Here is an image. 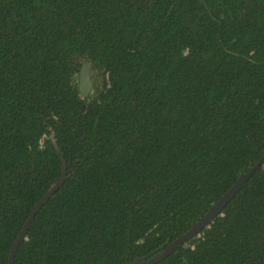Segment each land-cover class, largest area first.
I'll return each mask as SVG.
<instances>
[{
    "label": "trees",
    "instance_id": "obj_1",
    "mask_svg": "<svg viewBox=\"0 0 264 264\" xmlns=\"http://www.w3.org/2000/svg\"><path fill=\"white\" fill-rule=\"evenodd\" d=\"M88 68L83 95L78 75ZM264 264V0H0V264Z\"/></svg>",
    "mask_w": 264,
    "mask_h": 264
},
{
    "label": "water",
    "instance_id": "obj_2",
    "mask_svg": "<svg viewBox=\"0 0 264 264\" xmlns=\"http://www.w3.org/2000/svg\"><path fill=\"white\" fill-rule=\"evenodd\" d=\"M78 87L83 95H87L89 89L91 88V80L88 68L86 66L81 69L78 75ZM59 158L61 163V173L59 180L45 193L43 197H41V199L31 210L30 214L23 224V227L21 228L11 246L7 264H13L17 248L26 237L27 230L29 229L35 216L38 214L39 210L44 206V204L49 200V198L52 197L55 192H57V190L63 185L64 181L66 180V163L62 155H60ZM261 161L262 160H259L252 168L248 170L246 174L240 175L236 183L208 210V212L200 220H198L185 234L169 244L163 252L155 255L147 261L137 260L132 264H155L165 259L180 244H183L190 238L196 236L201 230L207 227V225L221 212L222 208L240 190L243 183H245L252 176L254 171L260 166Z\"/></svg>",
    "mask_w": 264,
    "mask_h": 264
}]
</instances>
